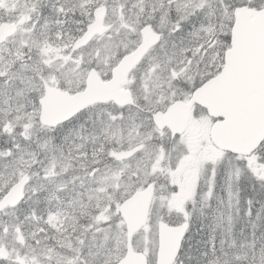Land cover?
I'll use <instances>...</instances> for the list:
<instances>
[{"label":"snow or ice","instance_id":"1","mask_svg":"<svg viewBox=\"0 0 264 264\" xmlns=\"http://www.w3.org/2000/svg\"><path fill=\"white\" fill-rule=\"evenodd\" d=\"M0 264H264V0H0Z\"/></svg>","mask_w":264,"mask_h":264}]
</instances>
